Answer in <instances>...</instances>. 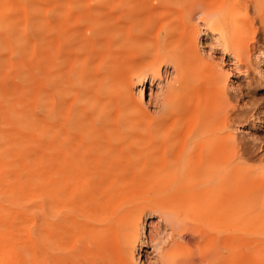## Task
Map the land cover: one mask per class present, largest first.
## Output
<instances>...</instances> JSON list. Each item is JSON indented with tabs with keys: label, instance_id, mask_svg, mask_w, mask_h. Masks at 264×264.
<instances>
[{
	"label": "bare ground",
	"instance_id": "bare-ground-1",
	"mask_svg": "<svg viewBox=\"0 0 264 264\" xmlns=\"http://www.w3.org/2000/svg\"><path fill=\"white\" fill-rule=\"evenodd\" d=\"M251 13L264 0H0V264H237L233 237L204 249V213L264 214Z\"/></svg>",
	"mask_w": 264,
	"mask_h": 264
},
{
	"label": "rangeland",
	"instance_id": "rangeland-1",
	"mask_svg": "<svg viewBox=\"0 0 264 264\" xmlns=\"http://www.w3.org/2000/svg\"><path fill=\"white\" fill-rule=\"evenodd\" d=\"M251 16L255 20V27L262 29L264 26V17L258 18L254 13H251ZM258 36L262 38L260 33ZM256 45L263 47L262 42ZM200 48L203 49L204 52L210 53L219 63H222L229 68L230 71L235 73L234 69H232L235 67L233 59L229 56H224L221 47L217 45L213 37L202 35L200 39ZM257 62L260 61H255V63ZM235 74L242 77L240 78L241 84L246 83L245 81H247V78L243 76V73L240 72ZM148 87L144 91V98L146 101L149 100ZM153 89L156 90V86H154ZM255 97L258 101L264 103V90L257 91ZM241 130L247 131L249 129L242 127ZM223 218L219 220L216 216L204 213V249L209 247V245L217 239L227 240L233 237V246L230 248L231 250H229L234 253V260L237 264H264V214L256 215L237 211L233 217L234 221L230 220L228 216ZM148 250L151 251L150 248H148ZM220 261H223V259ZM211 264H216V262H212Z\"/></svg>",
	"mask_w": 264,
	"mask_h": 264
}]
</instances>
